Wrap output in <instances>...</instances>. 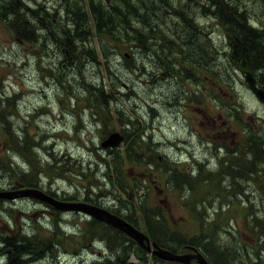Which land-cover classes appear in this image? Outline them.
Instances as JSON below:
<instances>
[{
  "label": "rangeland",
  "instance_id": "obj_1",
  "mask_svg": "<svg viewBox=\"0 0 264 264\" xmlns=\"http://www.w3.org/2000/svg\"><path fill=\"white\" fill-rule=\"evenodd\" d=\"M213 1L0 0V191L87 202L152 240H213L228 264H264V105ZM226 1L264 30L263 1ZM92 5L124 15L100 33ZM113 133L126 140L104 149ZM20 262L164 264L84 214L0 200V264Z\"/></svg>",
  "mask_w": 264,
  "mask_h": 264
},
{
  "label": "trees",
  "instance_id": "obj_2",
  "mask_svg": "<svg viewBox=\"0 0 264 264\" xmlns=\"http://www.w3.org/2000/svg\"><path fill=\"white\" fill-rule=\"evenodd\" d=\"M218 1L219 2H217L216 0L213 1L212 4L210 5V7L214 8V11L212 13L220 20V22L228 29V31L234 37V38L231 37V42H232L231 43L232 44L231 58H232L233 64H234V62L235 63H241L242 65H240V64L239 65L244 70H247V71H250L251 73H253L254 76L256 77L257 81H258L259 87L264 89V81H262L261 78H259V76L256 74L257 73L256 71H259L258 69L263 68V65L260 63H257L256 59L260 56V55L258 56L259 52L264 56V41H263L264 30L257 29L253 25H251L249 22V18L247 17L246 13L240 12L239 8L236 5H234L230 2L232 4L231 5L226 0H218ZM261 1L264 2V0H261ZM119 7H121V6L113 8L112 15H107L103 10L97 11L95 9L94 5H92L93 17L97 21L96 25H97L98 31L100 33H102L103 30H105V29H107V31L111 32L113 25L108 26V24H109L108 20H112L114 17H121L124 15V14L121 15V13L124 11L121 10ZM125 7L127 10L128 9L127 1H125ZM125 14L126 15H124L122 17L124 20H126L130 15H132L133 12L130 13L127 10V13H125ZM134 14L136 16H138L139 10L138 11L136 10V12L134 11ZM79 16H80V18L82 17L81 14L79 15V11H78L75 13V17L77 18ZM82 19H84V21H85V18H82ZM130 20H131V18L129 19V21ZM191 26L196 27L194 25V23ZM69 33L71 35V38H73L74 33L73 32H69ZM67 34H68V32H66V35ZM136 34L139 37H141L143 35L140 32H137ZM256 38H258V40H256ZM232 39L234 40V42L232 41ZM138 40H139V43L144 42V40L143 41H140V39H138ZM60 41H62L61 38H60L59 42ZM209 48H211L213 50V53H215L217 55L215 47L210 45ZM259 50H261L262 52ZM238 66H237V70H238ZM262 78H264L263 75H262ZM260 147H261L262 153H263L262 160H264L263 142L261 143ZM155 218H156V216H154L153 219H155ZM124 219L126 221L130 222L131 224H133L134 226H137V225H135V223H133L134 222L133 220L126 219V218H124ZM100 223L103 224L104 228H106V226H108L102 222H100ZM261 223H263V221ZM110 230H112L113 232L117 231L112 227H110ZM121 234H123V233H121ZM124 236H126V235H124ZM173 240L178 241L177 244L180 243L179 246L170 245L169 243L159 241L156 237H153V241H155L160 247L167 249V250H170L173 253H184L182 251L190 252L189 250L185 249V247L186 246H194V247L198 248L200 250V252H202L206 256V258L210 264H228V258L223 255V251L218 250V248L215 246V244H214L215 242L213 240L204 241V243L201 242V245L197 244L196 240H194V239L191 241H188V242L184 241L182 238L181 239H173ZM12 247H14V249L16 251H18L17 245H14ZM27 247H28V245L26 243L20 244V249L22 251H18L19 255H29L30 252H29V250H27ZM178 249H180V251H178ZM220 256H222V258H220ZM18 264H23V262H20Z\"/></svg>",
  "mask_w": 264,
  "mask_h": 264
},
{
  "label": "water",
  "instance_id": "obj_3",
  "mask_svg": "<svg viewBox=\"0 0 264 264\" xmlns=\"http://www.w3.org/2000/svg\"><path fill=\"white\" fill-rule=\"evenodd\" d=\"M239 71L248 84L250 91L255 97L264 105V90L258 87L257 79L251 72L245 71L242 67H239ZM125 137L119 133H113L111 136L102 142L104 149H114L120 146ZM20 198H34L38 199L57 210L63 212H77L87 215L93 219L104 222L105 224L112 226L118 231L125 234L127 237L135 241L141 248L146 250L151 255L171 263L178 264H191L192 261H196V264H210L206 256L200 252V250L194 246H186L185 249L190 252L184 254L173 253L170 250H166L158 246L155 242H151L149 236L136 228L132 224L128 223L121 217L109 212L108 210L92 205L86 202H63L55 199L54 197L46 194L38 189H20L14 191H0V199L2 200H15ZM97 264H106L105 262H99Z\"/></svg>",
  "mask_w": 264,
  "mask_h": 264
},
{
  "label": "flooded vegetation",
  "instance_id": "obj_4",
  "mask_svg": "<svg viewBox=\"0 0 264 264\" xmlns=\"http://www.w3.org/2000/svg\"><path fill=\"white\" fill-rule=\"evenodd\" d=\"M19 189H21V187H19V188H17V190H19ZM57 199V198H56ZM59 200V199H58ZM153 242V241H152ZM185 253H187V252H185ZM184 254V253H183ZM153 258H156V259H159V258H157V257H153ZM161 260V259H160ZM161 261H163L164 262V264H178V263H169V262H167V261H164V260H161ZM191 264H196V261H192V263Z\"/></svg>",
  "mask_w": 264,
  "mask_h": 264
},
{
  "label": "bare ground",
  "instance_id": "obj_5",
  "mask_svg": "<svg viewBox=\"0 0 264 264\" xmlns=\"http://www.w3.org/2000/svg\"><path fill=\"white\" fill-rule=\"evenodd\" d=\"M144 8V7H143ZM17 15V14H16ZM25 20V19H24ZM12 21V20H11ZM13 23V22H12ZM88 40V39H87ZM140 68V67H139ZM106 70V69H105ZM49 160V159H48ZM203 227V226H202Z\"/></svg>",
  "mask_w": 264,
  "mask_h": 264
}]
</instances>
